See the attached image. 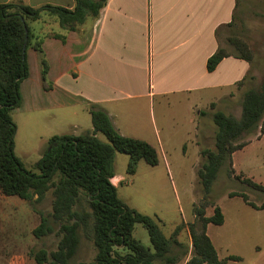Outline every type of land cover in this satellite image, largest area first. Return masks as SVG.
Masks as SVG:
<instances>
[{
    "label": "trees",
    "instance_id": "16d2710c",
    "mask_svg": "<svg viewBox=\"0 0 264 264\" xmlns=\"http://www.w3.org/2000/svg\"><path fill=\"white\" fill-rule=\"evenodd\" d=\"M107 1L75 0L73 9L50 4L41 7L22 3L0 4V190L5 195H16L31 202L41 201L52 191L50 216L41 213L42 220L34 234L40 238L56 232L59 241L57 249L50 254L46 249L31 252L39 264H174L176 258L171 253L172 247L182 246L176 236L184 224L179 225L171 237H166L152 217L131 208L119 198L111 182L115 175L116 154L129 155V174L136 172L141 160L157 165L159 155L148 141L122 135L109 113L99 105H90L92 131L50 137L37 164L40 173L26 169L15 153L17 123L12 112L22 104L21 82L30 73L27 47L31 45L32 32L29 22L46 13L56 15L63 28L76 30L89 17L97 18ZM232 25H223L217 29V35L220 37L223 28ZM56 35L64 39L63 35ZM227 40L238 51L230 52L220 42L217 51L208 58V71L215 70L230 55L252 59L247 43L237 37ZM35 48L40 54L42 76L46 80L47 60L40 43ZM253 78L250 76L251 80ZM241 105L240 117L222 110L213 112L212 118L217 126L215 148L201 149L202 161L197 175L204 197L195 208V221L188 226L193 250L186 264H226L227 259H240L236 255L226 259L219 257L207 226L209 223L223 224L224 214L216 206L214 214L206 216L205 209L213 204L209 196L220 168L226 165L228 175H234L233 154L247 145L242 141L244 137L258 129L264 134V78L258 87H249L243 92ZM98 132L103 133L109 142L100 140ZM236 178L241 176L236 175ZM243 181L264 191L262 184L249 178ZM236 195L243 196L254 207L264 208V202L257 205L249 201L245 193H230V196ZM137 223L146 227L154 250L133 236ZM82 236L92 240L96 248L92 261L76 260Z\"/></svg>",
    "mask_w": 264,
    "mask_h": 264
},
{
    "label": "crops",
    "instance_id": "0c3cea01",
    "mask_svg": "<svg viewBox=\"0 0 264 264\" xmlns=\"http://www.w3.org/2000/svg\"><path fill=\"white\" fill-rule=\"evenodd\" d=\"M242 1L108 0L97 18L89 17L76 30L63 28L56 15L43 13L29 22L30 73L21 82L22 104L12 112L17 123L16 137L22 129L23 136L44 144L42 157L51 136L79 135L78 130H93L90 105L95 103L109 113L122 135L148 141L160 155L157 143L151 139V122L138 115L137 100L146 95L151 102L158 98L169 103L172 96H179L188 104L184 126L199 148L201 163V135L205 132L202 133L197 118L211 115L212 103L237 93L248 84L249 75L259 84L264 78L262 64L254 57L247 60L230 55L215 70L207 69L208 58L221 44L217 29L234 22ZM3 3L32 7L50 4L70 9L76 4L75 0H0ZM39 43L48 63L46 80L35 48ZM145 48L151 89L143 93L137 90V85L140 62L144 61L139 53ZM202 111L206 113L201 114ZM166 122L162 114V128ZM153 123L157 142L161 144L156 118ZM120 157L115 156V175L111 178L117 193L126 181L117 169ZM160 159L159 156V162Z\"/></svg>",
    "mask_w": 264,
    "mask_h": 264
},
{
    "label": "rangeland",
    "instance_id": "374dc122",
    "mask_svg": "<svg viewBox=\"0 0 264 264\" xmlns=\"http://www.w3.org/2000/svg\"><path fill=\"white\" fill-rule=\"evenodd\" d=\"M230 37H237L247 43L252 57L261 62L264 70V0L240 2L232 27L225 28L220 35L223 46L230 52H237L235 45H231L227 40ZM139 57H144V61L140 62L142 65L138 69L137 90L146 93L151 89L148 49L142 50ZM250 76L252 75L248 77V84L237 93L212 103L210 114L222 110L239 117L244 90L260 85L258 80L252 81ZM137 102L138 115L144 120L147 117L153 126L151 139L157 143L161 159L154 166L141 160L136 172L129 174L127 172L129 155L118 152L121 157L117 169L126 178L118 189V196L131 208L152 217L164 235L171 237L179 225L184 224L188 227L195 221V208L202 203L204 193L197 175L200 151L194 138L192 140L188 135L187 126H184L183 117L188 108L184 98L172 96L169 103L155 98L151 102L149 97L144 95L140 96ZM162 114L167 121L163 128L160 124ZM211 115L208 113L200 116L197 121L202 133L205 132V135H201L203 148L213 149L217 126ZM15 117L19 120L18 116ZM155 118L161 144H158L155 136L153 123ZM82 131L78 130V133L81 134ZM97 137L103 142H109L101 132L97 133ZM242 141L247 145L233 154L234 175H228L226 165L220 168L209 196L213 204L205 209L206 216H212L215 207L219 206L224 214V223L220 225L209 223L207 233L221 259L231 255L240 257L238 260L227 259L226 264H264V208L254 207L243 196H230L232 192L245 193L249 201L257 205L264 202V191L243 181L244 178H249L264 186V134L258 129L256 133L245 136ZM15 145V153L24 167L40 173L37 164L43 153L44 144L26 138L21 129L15 138ZM26 148L28 150H25ZM166 159L169 161L168 165ZM236 175H240L241 178H236ZM52 200L51 190L41 201L32 202L16 195L0 193V264H39L32 256V251L46 249L50 254L57 249L59 237L56 232L40 238L34 234V229L41 223V213L50 216ZM185 227L176 236L182 246L172 247L171 253L176 258L174 264H183L193 250L189 229ZM133 236L154 250L149 233L142 223L135 225ZM186 251L188 252L185 255ZM95 256L96 248L93 241L82 236L76 260L92 261Z\"/></svg>",
    "mask_w": 264,
    "mask_h": 264
}]
</instances>
